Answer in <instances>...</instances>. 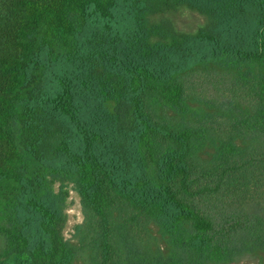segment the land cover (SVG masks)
<instances>
[{
  "label": "trees",
  "instance_id": "obj_1",
  "mask_svg": "<svg viewBox=\"0 0 264 264\" xmlns=\"http://www.w3.org/2000/svg\"><path fill=\"white\" fill-rule=\"evenodd\" d=\"M179 6L209 25L151 22ZM194 75L231 94L189 92ZM249 187L264 190V0H0V264L83 248L87 264H263Z\"/></svg>",
  "mask_w": 264,
  "mask_h": 264
},
{
  "label": "rangeland",
  "instance_id": "obj_2",
  "mask_svg": "<svg viewBox=\"0 0 264 264\" xmlns=\"http://www.w3.org/2000/svg\"><path fill=\"white\" fill-rule=\"evenodd\" d=\"M151 22L159 24L161 22H168L171 24L173 31L178 34H195L201 29L206 28L209 25L208 18L195 11L191 10L184 6H179L175 10L162 13V14H156L151 17ZM185 86L189 90V92L192 93H199V94H231L227 92L225 89V86L222 82L219 81H213L208 78L194 75L189 77L185 81ZM233 96H236L237 98H240L241 100H244L245 102H252L253 98L250 95H246L243 93H236L233 94ZM57 185H54V188H56ZM263 199L264 197V190L263 189H256L255 191L249 187L247 192L242 195V200L252 199V200H260L256 198ZM116 212L117 215L120 218H130L135 216L136 212L127 207L126 205L119 204L116 206ZM66 223L64 225V228L62 230V236L65 240L71 242L72 244H77L78 237L75 236L74 232V226L80 225L86 221L84 212L81 207L80 198L78 195H76L74 192L69 193L67 206H66ZM142 225H143V219L142 217H137V220L132 225V231L133 234L137 237L142 236ZM79 259L75 264H87L86 255H85V249H79ZM264 264V261H263Z\"/></svg>",
  "mask_w": 264,
  "mask_h": 264
}]
</instances>
